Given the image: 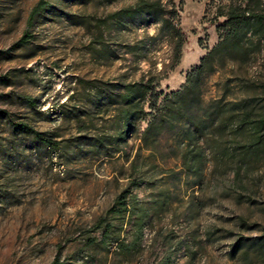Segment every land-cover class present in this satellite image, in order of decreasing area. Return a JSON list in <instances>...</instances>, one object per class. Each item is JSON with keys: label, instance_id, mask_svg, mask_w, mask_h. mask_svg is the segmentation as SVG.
<instances>
[{"label": "rangeland", "instance_id": "obj_1", "mask_svg": "<svg viewBox=\"0 0 264 264\" xmlns=\"http://www.w3.org/2000/svg\"><path fill=\"white\" fill-rule=\"evenodd\" d=\"M38 1L0 0V264H264V248L233 251L264 234V145L247 152L230 130L210 133L201 170H189L177 129L145 142L135 121L126 134L134 106L120 98L149 79L179 90L238 10L255 25L206 66L200 114L243 104L264 115V0H153L164 11L134 18L115 14L138 0H50L17 45ZM125 190L149 212L143 237L137 214L111 217L106 247L93 227Z\"/></svg>", "mask_w": 264, "mask_h": 264}, {"label": "trees", "instance_id": "obj_2", "mask_svg": "<svg viewBox=\"0 0 264 264\" xmlns=\"http://www.w3.org/2000/svg\"><path fill=\"white\" fill-rule=\"evenodd\" d=\"M50 0H39L33 7L27 23V30L17 45L30 42L32 34L30 28L34 25L36 19L43 15L49 8ZM164 11V6L160 1L138 0V2L129 8L123 9L115 14L116 17L134 18L142 14H152ZM224 24L219 26L221 30L220 43L210 51L203 59L201 64L187 75L185 84L177 91L169 93H159L156 90L159 82L155 79L147 81L130 83L125 86V92L120 98L126 105H133V110H127L123 114L125 121L126 134L133 128L135 121L146 123V127L141 133V138L145 142L160 138L165 132L177 131L176 143L179 149L186 147L184 159L189 170L200 171L202 168V150H199L200 143H206L210 133L220 135L231 131L235 136V141L239 147L248 151H257L264 145V115L258 116L243 104L233 105L235 110L230 116L220 117V111L215 113L200 114L202 103V84L203 75L208 63L220 51H239L249 33L254 27V19L257 16L247 15L245 11L233 10L226 14ZM178 30L177 28H174ZM177 37H181L180 43L176 49V66L179 65L182 58V49L184 45L183 37L177 32ZM16 128L24 133L34 135L39 141L53 147H58V143L52 142L45 137L42 132L36 131L33 127L14 123ZM250 135L251 142L245 137ZM247 141V142H246ZM136 185H140L137 183ZM129 190L123 191L115 204L100 217L93 231H101L102 239L100 243L107 247L112 239L114 224L111 217L123 216L127 213L137 214L138 239L143 237V229L146 217L149 212L145 208H139L129 198ZM243 224H246L243 221ZM97 240H94L96 243ZM120 242L119 246L125 251H132L135 248ZM264 248V234L258 239L247 241L244 238L237 240L233 245V251L239 252L244 247Z\"/></svg>", "mask_w": 264, "mask_h": 264}]
</instances>
